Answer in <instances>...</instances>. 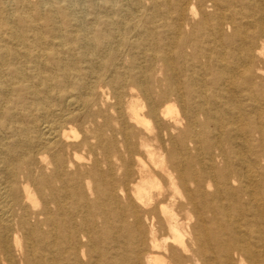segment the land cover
<instances>
[{
	"label": "bare ground",
	"instance_id": "6f19581e",
	"mask_svg": "<svg viewBox=\"0 0 264 264\" xmlns=\"http://www.w3.org/2000/svg\"><path fill=\"white\" fill-rule=\"evenodd\" d=\"M0 264H264V0H0Z\"/></svg>",
	"mask_w": 264,
	"mask_h": 264
}]
</instances>
